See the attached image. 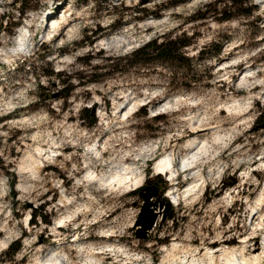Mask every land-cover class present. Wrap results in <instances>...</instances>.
Segmentation results:
<instances>
[{
  "label": "rangeland",
  "instance_id": "374dc122",
  "mask_svg": "<svg viewBox=\"0 0 264 264\" xmlns=\"http://www.w3.org/2000/svg\"><path fill=\"white\" fill-rule=\"evenodd\" d=\"M215 1L0 0L7 28L30 8L13 35L0 33V264H264V0H248L251 15L232 17ZM24 24L38 35L29 51L13 54ZM175 36L191 38L189 69L122 60L151 38ZM113 38V46L100 44ZM206 123L219 126L200 132L208 151L193 173L174 181L156 173L163 153L176 164L189 156L194 127ZM92 147L102 156L88 153ZM90 160L99 177L130 166L143 184H78ZM150 184L170 208L138 239V193ZM170 190L179 193L177 205ZM153 208L159 212V203ZM41 210L50 224H31Z\"/></svg>",
  "mask_w": 264,
  "mask_h": 264
},
{
  "label": "bare ground",
  "instance_id": "6f19581e",
  "mask_svg": "<svg viewBox=\"0 0 264 264\" xmlns=\"http://www.w3.org/2000/svg\"><path fill=\"white\" fill-rule=\"evenodd\" d=\"M67 12H68V9L64 7V12H63L62 15H65ZM60 17H63V16H60ZM60 17H58V18H60ZM49 20H52V18H49ZM47 21H48V19H47ZM55 25H57L56 21H53L52 26L54 27ZM28 28H29V26L25 25V24L20 27V29L18 31V35L16 37L15 45H14V47H13V49L11 51L9 50L11 53H13V54L26 53L27 51H29L33 47L34 44L31 42L32 39L34 38L33 34L29 30L30 35H29V37H26V34L24 33V31L26 29H28ZM116 43L117 42H116L115 39L114 40H109V41L107 40L106 42H100L101 45L105 44V45H108V46H113ZM250 75L251 74H248V71H247L246 74L244 75V78L245 77H249ZM258 85L264 86V80L260 81ZM122 108L124 109V108H126V106L122 107ZM236 108H237V106H236ZM123 109H121L120 112H122ZM131 109H132V107L129 110H131ZM129 110H128V112H129ZM128 112H124L122 117H125L126 114H128ZM218 126L219 125H217V124L213 125L212 123L199 124V125L195 126L194 127V129H195L194 130V132H195L194 135L196 134V136L194 138H191V140H189V142L187 143V147L189 149V152H191V154L189 156L183 157L176 164L173 153H171V152L163 153V155H161L160 157L156 158L155 161H154V169H155L156 173L168 176V179L170 181H174L175 177L178 176L180 172L185 173V176H188V175L190 176V174L193 173V170L195 168H197L198 159H200V157L205 155L207 153V151H208V146H207V142H206L205 139H203V141H202L203 143L199 147V144L201 142V140L198 141L200 132L205 131L207 129L217 128ZM216 138H218V137H215V139ZM214 141H216V140H214ZM194 149H197V151L196 152H192V150H194ZM53 153H54V151H50V152H48V154L45 153V155L47 154L45 156V160L49 159L50 156L53 157L54 156ZM88 153L93 154V155H94V153H96L97 156L98 155L100 156V151L97 148H94V147L88 148ZM39 155H42V153H40ZM204 157H206V156H204ZM86 164H87V171L77 181L78 184H84V183H86L85 185L96 184L97 187H103V186H106V185H108V186L109 185L110 186L111 185H113V186L117 185V186H121L124 189L126 188V189H129V190L130 189L131 190L137 189V188L141 187L142 184H143L142 175L135 173L134 169H132L130 166L126 167L127 169H129V172L127 171L128 173H125L124 175H121V173L117 174L118 173L117 172L115 175H111L110 177L107 178L104 175L103 176L101 175L99 177L97 174H95V172L92 170V168L90 166L91 160L87 161ZM20 169H22V166H20ZM199 175H201V174L200 173L195 174V176H199ZM197 186H198L197 184L187 186L185 191H184V194H188L189 195L190 193H193ZM166 196L169 198V201L173 205H177L178 204V201H179L180 198H179V193H178L177 190H170ZM63 198L64 199H60V202L62 203V205H68V202L70 201V199H66V196H63ZM63 222H64V218H60V219H57L56 224H61ZM58 226L59 225H57V227ZM3 244L5 245L6 242H3ZM216 252H218V250H215L213 253H216ZM209 254L212 255V256H210ZM209 254H208L209 255L208 259L211 260L214 256L211 253H209ZM205 255L207 257V253ZM222 256L223 257L225 256V258H226L225 251L222 252ZM255 258L260 259L261 258L260 254L259 255L257 254V256H255ZM215 259H217V258H215ZM220 259H222V258H220ZM257 259H254V260L256 261ZM167 261H169V260H167ZM195 261H194V263H195ZM212 261H215V260H212ZM225 261H226V264H236L235 258L234 259L226 258ZM219 262H221V261H219ZM256 262H254V263L255 264L259 263V262L258 263H256ZM164 263H165V261L162 262V264H164ZM167 263H169V262H167ZM174 263H176V262H174ZM174 263L172 262V264H174ZM184 263L185 262L180 263V264H184ZM41 264H61V263L56 258V259H47L46 261L42 262ZM185 264H187V263H185ZM204 264H205V262H204ZM239 264H249V263H248V261H247V263L245 261H240Z\"/></svg>",
  "mask_w": 264,
  "mask_h": 264
},
{
  "label": "trees",
  "instance_id": "16d2710c",
  "mask_svg": "<svg viewBox=\"0 0 264 264\" xmlns=\"http://www.w3.org/2000/svg\"><path fill=\"white\" fill-rule=\"evenodd\" d=\"M21 2L22 0H18ZM88 0H86L87 2ZM94 3L100 4V3H110L112 4L114 0H90ZM248 0H216L213 5L218 8L223 3V10L228 12V15H231L229 17L235 16L237 14H241L244 16L251 15L253 8L256 6H250L247 3ZM115 7L116 5H112ZM30 9L28 7H21L19 11V20L15 23H11L9 25V28L5 27L3 25V19L0 21V33L2 31L7 32L9 35H13L14 29L17 25L21 23V20L26 13V11ZM228 17V16H227ZM224 19H229V18ZM6 24H8V21H5ZM115 24V23H114ZM113 24V25H114ZM97 32V31H96ZM95 32V33H96ZM191 38H187L185 36L183 37H154L145 42L144 44L140 45L133 51H131L129 54L125 55L122 60L126 61H134V64H140L143 66L147 65H153V64H165V65H180L181 67H184L185 69H189L192 67V63L190 58L186 56L185 48L191 45ZM203 50H201L202 52ZM188 61V66L185 65L184 62ZM183 68V69H184ZM51 75L59 76L60 73H55L53 70L50 72ZM84 111H89L88 109H84ZM146 113V112H145ZM154 119H159L158 116H155ZM96 122V119L93 117L91 123L94 124ZM237 180L232 179L231 182L227 183L225 187L233 186ZM135 192V191H134ZM133 192V193H134ZM30 223L36 224V218H38L40 221L45 222L47 224H50V220L48 216L41 211H34L30 215ZM17 243V244H16ZM20 249L19 242H13L9 245L7 248V253H10L12 255L16 254Z\"/></svg>",
  "mask_w": 264,
  "mask_h": 264
},
{
  "label": "water",
  "instance_id": "95a60500",
  "mask_svg": "<svg viewBox=\"0 0 264 264\" xmlns=\"http://www.w3.org/2000/svg\"><path fill=\"white\" fill-rule=\"evenodd\" d=\"M160 188L155 184L145 185L139 190V197L142 199V204L140 206V211L138 213L137 219L133 225L135 231V236L138 239H145L148 236L149 231L155 225L159 215L165 217L170 208V203L161 200L159 195ZM157 198L153 201L152 198ZM160 205V211L154 209L157 204ZM162 208L164 211L161 213Z\"/></svg>",
  "mask_w": 264,
  "mask_h": 264
}]
</instances>
